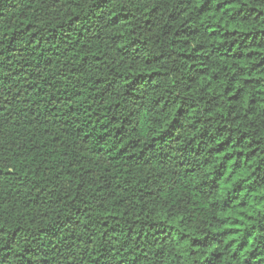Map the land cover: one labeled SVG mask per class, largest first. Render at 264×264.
Segmentation results:
<instances>
[{"label": "trees", "instance_id": "1", "mask_svg": "<svg viewBox=\"0 0 264 264\" xmlns=\"http://www.w3.org/2000/svg\"><path fill=\"white\" fill-rule=\"evenodd\" d=\"M0 264H264V0H0Z\"/></svg>", "mask_w": 264, "mask_h": 264}]
</instances>
